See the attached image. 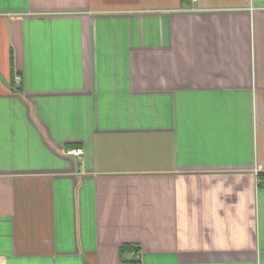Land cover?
<instances>
[{
  "label": "crops",
  "instance_id": "0c3cea01",
  "mask_svg": "<svg viewBox=\"0 0 264 264\" xmlns=\"http://www.w3.org/2000/svg\"><path fill=\"white\" fill-rule=\"evenodd\" d=\"M0 264H264V0H0Z\"/></svg>",
  "mask_w": 264,
  "mask_h": 264
},
{
  "label": "built area",
  "instance_id": "2783aa9c",
  "mask_svg": "<svg viewBox=\"0 0 264 264\" xmlns=\"http://www.w3.org/2000/svg\"><path fill=\"white\" fill-rule=\"evenodd\" d=\"M191 1H196V0H191ZM18 79H20L18 77ZM65 154L68 156H76V157H81L84 154V149L83 148H68L65 151ZM137 258H140V255H137Z\"/></svg>",
  "mask_w": 264,
  "mask_h": 264
},
{
  "label": "trees",
  "instance_id": "16d2710c",
  "mask_svg": "<svg viewBox=\"0 0 264 264\" xmlns=\"http://www.w3.org/2000/svg\"><path fill=\"white\" fill-rule=\"evenodd\" d=\"M135 248L134 245L132 244H124L122 247H121V251L122 252H127L125 255H126V259L125 260H129L127 259V256L129 254L130 251H132L133 249Z\"/></svg>",
  "mask_w": 264,
  "mask_h": 264
}]
</instances>
